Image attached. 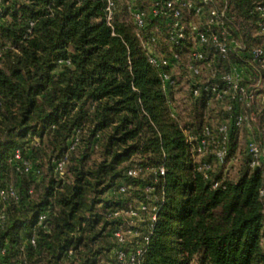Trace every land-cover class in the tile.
Masks as SVG:
<instances>
[{"label": "trees", "instance_id": "trees-1", "mask_svg": "<svg viewBox=\"0 0 264 264\" xmlns=\"http://www.w3.org/2000/svg\"><path fill=\"white\" fill-rule=\"evenodd\" d=\"M114 1L108 22L105 0H0V191L15 190L0 200V264H130L119 250L136 254V264H264V166H250L246 145L236 175L224 169L237 159L243 130L247 144L264 142V83L250 105L192 91L223 83L233 65L247 70L252 89L260 63L217 55L214 77H193L186 45L176 69L156 67L126 0ZM229 3L237 34L264 47L255 34L261 15L252 12L264 0ZM149 29L161 39L156 51L164 46L157 54H168L164 20ZM182 65L195 114L187 121L174 97L185 89ZM241 113L256 119L239 125ZM125 208L137 211L136 235L122 244L114 233L131 218L115 212Z\"/></svg>", "mask_w": 264, "mask_h": 264}, {"label": "built area", "instance_id": "built-area-1", "mask_svg": "<svg viewBox=\"0 0 264 264\" xmlns=\"http://www.w3.org/2000/svg\"><path fill=\"white\" fill-rule=\"evenodd\" d=\"M107 10V21L111 22L113 17L114 0H105ZM131 15V20L135 25L137 35L139 36L143 47L149 53V61L156 67L176 66L180 62L183 47L189 46L190 57L187 64L190 74L195 77L203 72H208L214 77L215 71L212 61L216 60L217 55L226 58L230 53H237L244 57L247 55L252 63H260V75L251 89L250 84L245 80L250 74L247 70L238 65H233L231 70L222 75V81L207 80L202 85H197L192 89L194 95H199L201 88L206 90V97L211 101V95L221 98L224 95L231 94L232 98L238 102H244L250 105L258 96L255 92L260 84L264 83V47L261 45L247 44L240 34V27L236 23L235 16L231 13L229 0H151L149 5L142 6L138 4V0H126ZM258 12L261 17L257 19L255 25V34L264 37V4L257 3L252 12ZM161 18L165 23L166 37L165 41L169 44L168 54H157L156 45L161 39L152 29H149L151 23ZM2 13H0V23L2 22ZM207 53H214L212 55ZM2 51H0V57ZM161 76L167 86L174 84L170 73L162 71ZM255 120L254 113H241L236 116L237 124L241 125ZM221 130L227 134L225 125ZM209 134V130L206 131ZM75 144V143H74ZM205 139H201L198 150L204 149ZM248 153L250 154V166H264V152L262 142L258 141L255 136L251 137L247 144ZM227 153V148L223 147L218 151V156L222 159ZM15 159H22L19 149L14 153ZM26 171H31L32 166L29 161L23 160ZM64 160L58 163L57 171L62 174ZM201 169V167H200ZM138 169L129 170V174H137ZM161 172L164 169L161 168ZM217 186V183L214 184ZM125 190V187H122ZM264 195V189L261 191ZM15 190L10 187L7 190L0 191V200L6 196H14ZM117 216L130 217L128 226H121L115 231L118 241L125 244L129 237L136 235V231L131 227L133 225V217L137 215L134 208L119 209L115 212ZM45 216L40 215V221ZM5 214L0 212V224L4 221ZM155 219V216H153ZM147 239V236H145ZM32 243L35 239L32 238ZM142 253L141 248L137 249V254ZM119 258L129 259L130 264L139 263L136 254H126L123 250H119Z\"/></svg>", "mask_w": 264, "mask_h": 264}, {"label": "rangeland", "instance_id": "rangeland-1", "mask_svg": "<svg viewBox=\"0 0 264 264\" xmlns=\"http://www.w3.org/2000/svg\"><path fill=\"white\" fill-rule=\"evenodd\" d=\"M145 1V3H144V5L145 4H147L148 2L147 1H149V0H144ZM158 34L160 35V36H163V29L161 28V27H159L158 26ZM158 52L160 51V52H163V50H164V46H160V47H158ZM184 67V68H183ZM174 69H176L175 67L173 68V70ZM186 69L187 68H185V65H182L181 66V72H180V74L178 75V76H180V78H181V81H182V83H181V85L185 88V86L183 85L184 83H185V81L187 80V71H186ZM185 74H184V73ZM187 83V82H186ZM182 87V88H183ZM188 88V87H187ZM187 88H185V89H182V90H179V92H176V93H174V97L177 99V101H179L180 103H182L178 108H179V113H180V115H181V117H182V119H184V120H189L190 119V117L192 116V115H195L194 113H193V111H194V106H193V103L191 102V99H190V96H189V93L187 92ZM178 91V90H177ZM256 119V118H255ZM247 133V130L245 131V130H243L242 132H241V135H240V137H239V146H240V149L238 150V154H237V159L235 158L234 160H232V161H229L228 163L226 162V164H224L225 166H224V169L228 172V173H230V175L231 176H234V175H236V173H237V170H238V167H239V163H240V160L242 159V157H243V150L246 148V145H247V140H248V138L246 137V134ZM262 146H263V152H264V142H262ZM232 165H234V166H232ZM223 169V170H224Z\"/></svg>", "mask_w": 264, "mask_h": 264}]
</instances>
